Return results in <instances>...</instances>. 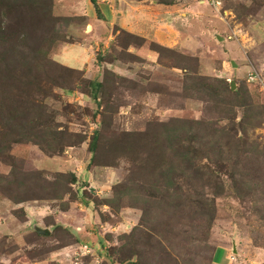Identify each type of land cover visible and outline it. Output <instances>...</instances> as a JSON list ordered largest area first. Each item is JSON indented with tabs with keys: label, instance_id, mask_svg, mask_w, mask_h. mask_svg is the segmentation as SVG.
I'll return each mask as SVG.
<instances>
[{
	"label": "rangeland",
	"instance_id": "374dc122",
	"mask_svg": "<svg viewBox=\"0 0 264 264\" xmlns=\"http://www.w3.org/2000/svg\"><path fill=\"white\" fill-rule=\"evenodd\" d=\"M65 1L53 0L60 40L45 50L84 70L85 79L101 81L111 71L126 80L108 86L102 116L93 100L54 88L43 111L53 114L55 130L70 132L61 155L13 145L25 172H45L49 182L24 188L35 200L19 205L0 187V264H264V0H222L220 13L201 0H181L178 12L156 0L140 5L147 13L140 21L177 37L175 48L140 28L127 30L135 38L126 48L113 23L104 47L84 16L102 19L118 9L115 1ZM152 42L166 49L154 51ZM100 56L107 62L100 64ZM231 82L242 100L226 92ZM199 84L217 92L198 93ZM99 129L95 158L89 145ZM159 130L167 148L161 158L146 138ZM133 133L138 144L127 142ZM77 136L86 142L69 143ZM4 160L0 179L12 171ZM52 189L64 193L54 199ZM23 210L35 214L32 223L23 222ZM34 224L50 230L47 240H26ZM74 227L95 241L66 245Z\"/></svg>",
	"mask_w": 264,
	"mask_h": 264
},
{
	"label": "trees",
	"instance_id": "16d2710c",
	"mask_svg": "<svg viewBox=\"0 0 264 264\" xmlns=\"http://www.w3.org/2000/svg\"><path fill=\"white\" fill-rule=\"evenodd\" d=\"M156 1L159 5L176 6L181 0ZM91 2L97 6L96 0H91ZM99 17H101L100 12ZM60 18L54 15L53 0H0V159H5L4 162L12 167L8 177H1L0 187L2 195L16 205L35 200L24 188L27 189L28 185L44 186V183L49 180H47L45 172H25L26 161L17 159L11 154L13 145H33L54 157L63 153L68 144L67 140L69 141L71 138L68 130H55L53 114L49 112L45 114L43 111V109H47L44 104L45 99L56 96L54 88H60L61 93L66 96L77 91L83 98L93 100L99 107L103 106V110L100 112L102 116L104 107L106 110L109 109L105 100L108 86L117 87L121 82H124L123 80H126L122 77L117 78L111 71H107L101 81L85 79L82 76L86 74L85 71L64 66L54 60L51 57V52L45 49H48L54 41L60 40V35L56 30L61 21ZM122 33L121 37L126 40L124 47L128 48L134 43L132 41L135 36L123 29ZM151 46L154 51L166 49L155 42H152ZM99 62L102 64L107 60L104 56H100ZM61 79H66V83H61ZM117 80L119 84L116 85ZM44 81L47 83L43 84ZM225 90L231 98L242 100L239 90L231 91L230 88H225ZM196 91L201 94L207 93V95L217 92L214 87L207 84H199ZM159 133L160 130L151 133L152 135L146 134V138L153 145L151 154L157 155L155 153H158L160 155L157 157L161 158L166 156L167 148H162L165 136L162 133L159 136ZM73 137L75 136L72 135ZM77 137L69 143L82 145L86 142V138ZM126 138L127 142L132 145L139 142L134 133L127 134ZM101 139V130L99 129L89 145V151L95 158L100 150ZM68 177L73 184L77 183V178L72 173H69ZM52 190L56 193L54 199H56L55 197L60 198L64 193L61 191L59 194L57 190ZM72 194L73 197H76V193L72 192ZM205 213H209V209L205 210ZM21 214L24 217L23 222H25V211L23 210ZM210 216L213 217L211 214ZM58 227L69 232L66 228ZM32 233L26 238L27 241L34 235L42 240L49 238L36 231H32ZM71 235V243H65L66 245L77 243L78 239L73 232ZM213 259L214 257H212L214 262Z\"/></svg>",
	"mask_w": 264,
	"mask_h": 264
},
{
	"label": "crops",
	"instance_id": "0c3cea01",
	"mask_svg": "<svg viewBox=\"0 0 264 264\" xmlns=\"http://www.w3.org/2000/svg\"><path fill=\"white\" fill-rule=\"evenodd\" d=\"M80 1H85L86 2L87 0H66L65 2H73V3H75V2H80ZM114 1H115V7L119 6L118 9L113 8V10H110L108 15H106L103 12V19H97V18L95 19V18H93L92 16H89V15L84 16V17L89 18V21L92 23V25L96 29V33H97L98 37H96L97 35H95L94 39H97V41L102 43L104 45V47H105V43H107L106 35L108 34L109 30L111 29V28H109L110 27V23H113V25H116L117 28L123 29V30H126V31L127 30L135 31V29L140 28V30L141 29L146 30V31L149 30V34H153V30L155 28L152 29V26H151L152 23L145 24L144 22L140 21V18L143 17L145 14H147L146 12H144V10L141 8L140 5L145 4L149 0H142V1H139V0H114ZM200 2H201V4H204V5L206 4L204 0H201ZM158 5H156V6H158ZM160 6H163V5H160ZM169 9L170 10L175 9V10H177V12L179 10L178 7H174V6L169 7ZM174 15L177 16V13L176 12L175 13H170L169 15H164V16L169 18V17H172ZM181 15H183V14H181ZM114 17H115L116 20H114ZM94 27H93V29H94ZM152 37H153V39L155 41L159 42L160 44H162V45H164L166 47H170V48H173V47L175 48L176 47L175 45H177L176 43H178L177 42V37H175V39H174V36L172 34L168 35L164 31L162 33V30H158V31L154 30V35ZM95 43L97 44V42H95ZM89 47H90V45H87V47L85 49V51L87 53H89V50H90V53L92 52L93 47H90V49H89ZM60 165H63V167H65L66 163L63 162V164L61 163ZM30 209H32V208H30ZM32 210H35V208L32 209ZM24 211H25V222H26L25 224L32 223L31 220H32L33 215H35V214L31 213V215L29 216L27 210H24ZM38 213H41V212H38ZM57 217H58V215L56 214L54 216V218L57 220ZM34 226H35V224L33 225V228H34ZM63 227H65V226H63ZM33 228L31 227L32 231H33ZM73 229L74 230L76 229V231H77V234H76V232H73V233L76 234V238L79 240V242L82 239L85 240V241H88V240L92 239L93 233L88 232L87 229L84 230L83 227H81V228H79V227L75 228L74 227ZM30 233L31 232H29L28 234L30 235ZM88 236L91 239H89ZM93 241H95V240H93ZM101 244L103 245L104 243L101 242ZM85 246H87V245H85ZM83 247H81V248H83ZM67 250H69V249H67ZM222 251H224L226 253V261H227L228 260V253L226 252L227 248H223Z\"/></svg>",
	"mask_w": 264,
	"mask_h": 264
},
{
	"label": "water",
	"instance_id": "95a60500",
	"mask_svg": "<svg viewBox=\"0 0 264 264\" xmlns=\"http://www.w3.org/2000/svg\"><path fill=\"white\" fill-rule=\"evenodd\" d=\"M218 39H219V40H222V38H220V37H219ZM233 66L236 67V65L234 64V62H233ZM231 89H232V91H235V83H234V82H231ZM34 230H35L38 234H40V235H42V236H50V235H51L50 230L40 228V227H38V226H36V225L34 226ZM233 253H234V254L237 253V248H236L235 244H234V246H233Z\"/></svg>",
	"mask_w": 264,
	"mask_h": 264
},
{
	"label": "built area",
	"instance_id": "2783aa9c",
	"mask_svg": "<svg viewBox=\"0 0 264 264\" xmlns=\"http://www.w3.org/2000/svg\"><path fill=\"white\" fill-rule=\"evenodd\" d=\"M205 3H209L218 13H220V11L222 10V5L223 2L222 0H204ZM85 249H87V247L85 246ZM86 253H90L89 250H86ZM235 254H233V256L230 258V262H232V260L235 258Z\"/></svg>",
	"mask_w": 264,
	"mask_h": 264
}]
</instances>
